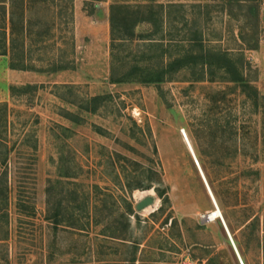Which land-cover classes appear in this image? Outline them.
Segmentation results:
<instances>
[{
    "label": "rangeland",
    "instance_id": "obj_1",
    "mask_svg": "<svg viewBox=\"0 0 264 264\" xmlns=\"http://www.w3.org/2000/svg\"><path fill=\"white\" fill-rule=\"evenodd\" d=\"M72 1L73 24L56 14L65 0L37 4L50 31L31 45L35 70L0 55V264H264V0H101L92 14ZM113 2L184 4L208 49L243 60L246 83L223 70L110 82ZM103 94L95 113L80 107ZM193 155L230 235L205 218L214 204Z\"/></svg>",
    "mask_w": 264,
    "mask_h": 264
},
{
    "label": "trees",
    "instance_id": "obj_2",
    "mask_svg": "<svg viewBox=\"0 0 264 264\" xmlns=\"http://www.w3.org/2000/svg\"><path fill=\"white\" fill-rule=\"evenodd\" d=\"M47 1L52 0H0V55L9 56L11 68L35 70V67L30 64L31 45L34 42L45 40L44 36L50 31L44 26L42 8L37 4H44ZM65 1L64 5L57 4L59 10L56 14L64 22L70 21V24H73V1ZM94 1L101 0H85L83 4L84 10L88 14L94 12ZM193 7L199 8L200 6L194 5ZM45 9L49 10L50 7L47 6ZM184 9V4L132 5L120 2L110 4L108 16L110 82L161 83L172 80L182 70L190 71L194 75L190 78L193 81H214L216 71L223 70L229 75L228 78H224L225 80L244 85L246 79L242 72L243 60L239 59V63L236 64V60L226 53L218 49L215 51L208 49L204 45L203 28L199 24L200 17L199 19L193 17L190 23L184 16ZM143 24L148 25L149 30L147 32L137 31L138 27ZM177 26L180 27V30L177 29ZM171 29L174 32H171ZM137 39L144 42L146 49L132 48L133 41ZM59 69L60 67L53 68V70ZM106 99L105 94L94 95L85 102L82 100L83 103L80 104L82 105L80 107L95 113L100 103ZM3 109L5 112L7 111L6 107ZM64 115L75 122L79 121L77 115L69 114L67 111H64ZM98 132L101 133L102 130L101 132L98 130ZM73 175V173L66 174L65 177ZM152 179L148 180L152 181ZM158 179L160 180V178ZM51 185L52 183L49 184L50 187H47L48 203L53 189V185ZM134 187L147 188L149 184L131 185L129 189ZM159 194L162 195L161 190ZM215 195L217 196V194ZM55 204L57 208L53 212L50 211L51 209L49 210L47 219H51L50 222L57 227L62 220L60 212L57 210L60 203L56 201ZM17 207L22 209L25 206L18 200ZM221 212L228 229H232V225L222 209ZM0 213L6 215V212L0 211Z\"/></svg>",
    "mask_w": 264,
    "mask_h": 264
},
{
    "label": "bare ground",
    "instance_id": "obj_3",
    "mask_svg": "<svg viewBox=\"0 0 264 264\" xmlns=\"http://www.w3.org/2000/svg\"><path fill=\"white\" fill-rule=\"evenodd\" d=\"M183 133H184V139H185V141H186V144L188 145L187 147L188 148H190L189 150H191V152H192V148H191V145H190V143H189V141H188V138H187V136H186V134H185V131H183ZM196 158V157H195ZM195 162V161H194ZM197 167H199V165L197 166ZM199 169H200V167H199ZM198 169V170H199ZM199 173H201V176L203 177V179H204V176L202 175L203 173H202V171H201V169H200V172ZM205 180V179H204ZM206 182V181H205ZM207 184V183H206ZM208 186V185H207ZM207 186H206V189H207ZM208 189L210 190V188H209V186H208ZM207 189V192H208V194H209V196H210V198H211V200H212V202H213V204H214V202L216 201L215 200V198L213 197V194H212V192H211V190H210V192H211V194H210V192H209V190ZM220 216H221V213H220V211L219 210H216L215 208L211 211V212H209L208 214H206L205 215V218L207 219V220H212V219H215V218H220ZM243 264V263H242Z\"/></svg>",
    "mask_w": 264,
    "mask_h": 264
},
{
    "label": "water",
    "instance_id": "obj_4",
    "mask_svg": "<svg viewBox=\"0 0 264 264\" xmlns=\"http://www.w3.org/2000/svg\"><path fill=\"white\" fill-rule=\"evenodd\" d=\"M193 159H194V161H195V164L198 166L197 160H196V158H195L194 155H193ZM198 169H199V167H198ZM199 171H200V169H199ZM202 179H203V178H202ZM203 181H204V184L207 186V184H206V182H205L204 179H203ZM207 189H208V186H207ZM208 190H209V189H208ZM209 192H210V190H209ZM210 194H211V192H210ZM148 203H149V200H144L143 202H141V203L139 204V207H143V206H145V205L148 204ZM214 208H215L216 210H219V207H218L216 201L214 202ZM219 219H220V221H221V223H222V225H223V227H224L226 233L229 234V230H228V228H227V226H226V223H225L223 217L220 216ZM229 235H230V234H229ZM235 250H236V254H237V256H238V258H239V260H240V262H241V259H240V257H239V253H238L236 247H235Z\"/></svg>",
    "mask_w": 264,
    "mask_h": 264
},
{
    "label": "crops",
    "instance_id": "obj_5",
    "mask_svg": "<svg viewBox=\"0 0 264 264\" xmlns=\"http://www.w3.org/2000/svg\"><path fill=\"white\" fill-rule=\"evenodd\" d=\"M2 57H3V59H6L7 60V66H8V68H9V71H21V72H30L31 70H19V69H13V68H11L10 67V65H9V56L7 55V56H3V55H1ZM10 75H13V74H10Z\"/></svg>",
    "mask_w": 264,
    "mask_h": 264
}]
</instances>
